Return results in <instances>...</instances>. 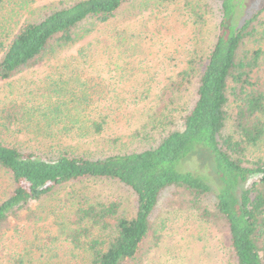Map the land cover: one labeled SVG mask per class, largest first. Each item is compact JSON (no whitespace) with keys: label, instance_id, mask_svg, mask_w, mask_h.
Segmentation results:
<instances>
[{"label":"trees","instance_id":"trees-1","mask_svg":"<svg viewBox=\"0 0 264 264\" xmlns=\"http://www.w3.org/2000/svg\"><path fill=\"white\" fill-rule=\"evenodd\" d=\"M172 1L60 0L33 11L31 0H0V83L32 67L52 69L31 89L36 101L23 100L22 89H6L0 98V173L8 185L0 199V240L16 232L12 223L21 210L72 187L60 226L69 257L54 261L46 245L19 236L21 248L0 256V264H264V160L248 157L264 140V0L248 16L245 0H184L196 23L215 11L214 40L199 48L196 38L190 60L155 82L153 96L115 93L107 104L99 92L106 84L77 75L73 62L88 63L77 43L99 33L94 41L102 51L135 54L143 40L134 32L99 31L122 12ZM152 37L148 31L146 44ZM73 48L76 55H69ZM61 66L75 76L64 79L56 71ZM116 76L112 70L109 78ZM137 101L146 107L141 115L118 112ZM204 153L215 179L183 166ZM103 182L126 188L134 211L120 197H100L96 184ZM169 189L180 204L167 208L185 215L176 227L187 237L155 261L149 257L165 242L171 219L160 211ZM211 191L213 208L203 202ZM210 222L223 235L214 245L205 230Z\"/></svg>","mask_w":264,"mask_h":264},{"label":"rangeland","instance_id":"rangeland-1","mask_svg":"<svg viewBox=\"0 0 264 264\" xmlns=\"http://www.w3.org/2000/svg\"><path fill=\"white\" fill-rule=\"evenodd\" d=\"M33 11H38L42 7L55 6L60 0H31ZM73 1V0H64ZM196 1V0H192ZM195 4V3H193ZM262 5V0H245V6L243 8L244 15L248 16L251 12L255 11ZM47 8V7H46ZM30 13L25 15L28 16ZM207 13L205 23H196L194 21V15L184 5V0H174L169 3H164L160 7L153 8L150 10L133 11V13L126 12V14L120 13L116 18L107 25L106 28H102L99 32H114L116 30H123L126 35L127 33L134 32L137 39H142L143 43L140 42V46L136 49V53L133 54L131 50H125L122 48L121 57H115L112 53V48L109 51H102L101 45L96 43L94 40L99 33H94L86 38L84 41L76 44V48L83 46L86 52L88 63L78 64L77 75L81 78H88L91 76H97V80L91 81V84L99 82L100 84H106L105 89H101L99 92L102 93V98L105 103H109L106 100L108 97H112V94H119L123 97H136L139 94H150L156 92L155 82H166L171 76L177 71L181 70L190 60L192 53V44L195 43L197 38V46L204 48L214 40V34L216 32V24L218 16L215 11L213 13ZM212 16V18H211ZM24 19V18H22ZM148 31H153L152 41L146 44V36ZM92 41H94V48H96L102 55L94 53V48H91ZM150 42L152 44H150ZM73 48L68 52L69 55H76V51ZM108 53L114 56L112 59L108 58ZM103 57V58H100ZM101 59V61H98ZM73 60V59H69ZM77 61L82 62L78 59ZM118 63V70H115L113 64ZM103 64H105L103 66ZM97 65V66H95ZM76 67V66H75ZM56 68V67H54ZM71 70V71H70ZM116 71L118 76L112 79L109 78L111 71ZM57 72L61 73V76L65 79L66 77H74L72 68L66 69L64 66L57 68ZM52 69L50 65L40 66L26 70L12 79L0 83V98L6 95L9 89L14 93L23 90V100L26 102L36 101V96H33L31 89L34 85L38 84V78H43L45 75L50 74ZM57 76V75H56ZM55 78V76H54ZM109 79L107 81L106 79ZM93 79V77H92ZM111 79V80H110ZM80 82L75 85L80 87ZM113 84L116 89H108L109 85ZM74 85V84H73ZM147 88L149 90L146 92ZM78 88H76L77 90ZM21 90V91H22ZM78 91V90H77ZM153 93L149 96H153ZM35 95V94H34ZM12 98V96H11ZM144 102L140 103H129L122 105V109L119 113H130L134 117L141 115L146 108H142ZM102 108V107H100ZM128 133V130L126 129ZM248 157L251 160L263 159L264 160V140L261 141L256 147L252 148L249 152ZM183 166L191 168L193 170H202L210 173V176L215 179L214 172L208 169L209 157L207 154H201L198 157H190L183 161ZM202 166L205 167L202 168ZM207 169V170H206ZM6 179L0 173V199L4 198V194L8 192ZM213 187V186H212ZM72 190L71 186H64L56 190V193L46 198L40 204L32 203L26 210H21L18 213V218L12 223V227L16 229V232L10 231L8 236H5L3 240H0V256L6 253L13 254L16 250L21 248L23 241L20 240L19 236L23 239L35 240L27 241L28 245L33 242L37 246L46 245L45 256L53 255L54 261L58 259H65L69 257L70 251L68 250V243L66 239L61 235L60 226L65 224L63 219V213L69 208L67 204V192ZM96 193L103 198H116L120 197L124 207L129 211H134V198L133 195L126 188L121 185L103 182L96 184ZM171 189L167 194L170 195ZM60 201L64 202L62 205L58 204ZM214 193L211 191L208 196L204 199V205L209 208H213L214 204ZM160 211L164 212L167 210L170 222L164 227V240L161 248L154 251L155 254L149 258L157 261L158 259L164 260L161 254L167 253V248L179 240L181 243L184 241L187 232L181 231V227H176L177 220H185L184 214H175L170 212L168 206H177L180 203L170 196L161 199ZM66 204V205H65ZM166 216V217H167ZM186 227V225H184ZM205 230L210 234L211 243H218L222 239V233L218 230V224H205ZM183 228V227H182ZM187 237V236H186ZM42 240V242H40ZM209 240V238H208ZM45 242V244H43ZM24 245V244H23ZM34 249V248H33ZM177 262V261H176ZM152 264V263H150Z\"/></svg>","mask_w":264,"mask_h":264}]
</instances>
